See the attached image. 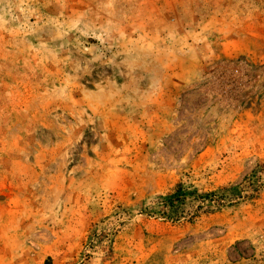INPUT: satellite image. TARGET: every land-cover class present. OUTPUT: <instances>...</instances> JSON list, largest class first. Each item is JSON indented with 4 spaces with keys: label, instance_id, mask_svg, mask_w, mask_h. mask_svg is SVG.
Listing matches in <instances>:
<instances>
[{
    "label": "rangeland",
    "instance_id": "obj_1",
    "mask_svg": "<svg viewBox=\"0 0 264 264\" xmlns=\"http://www.w3.org/2000/svg\"><path fill=\"white\" fill-rule=\"evenodd\" d=\"M0 264H264V0H0Z\"/></svg>",
    "mask_w": 264,
    "mask_h": 264
},
{
    "label": "trees",
    "instance_id": "obj_2",
    "mask_svg": "<svg viewBox=\"0 0 264 264\" xmlns=\"http://www.w3.org/2000/svg\"><path fill=\"white\" fill-rule=\"evenodd\" d=\"M193 201L192 210L189 212L190 218L202 207L205 205L207 208L211 206H221L222 205V194L221 195H212V192L198 194L196 191H188L186 190L182 184L179 182L172 189V191L166 195V197L162 198L158 202L162 205V209L160 210V214H163L166 219L177 220L182 217L184 209H186L185 205L187 204V200ZM210 202V204H206V202ZM214 203V204H211Z\"/></svg>",
    "mask_w": 264,
    "mask_h": 264
}]
</instances>
